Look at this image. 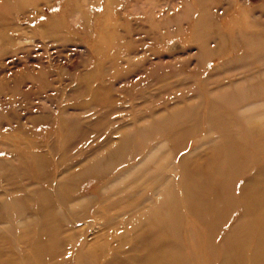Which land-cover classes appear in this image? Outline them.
I'll return each instance as SVG.
<instances>
[{
    "label": "rangeland",
    "instance_id": "1",
    "mask_svg": "<svg viewBox=\"0 0 264 264\" xmlns=\"http://www.w3.org/2000/svg\"><path fill=\"white\" fill-rule=\"evenodd\" d=\"M76 1L0 0V264H43L50 212L64 264L146 213L188 264H218L242 204L264 213V0Z\"/></svg>",
    "mask_w": 264,
    "mask_h": 264
},
{
    "label": "bare ground",
    "instance_id": "2",
    "mask_svg": "<svg viewBox=\"0 0 264 264\" xmlns=\"http://www.w3.org/2000/svg\"><path fill=\"white\" fill-rule=\"evenodd\" d=\"M69 1V0H66ZM76 6H79L76 1ZM56 24V23H55ZM58 25H42L43 32H56ZM64 32V31H62ZM127 53L132 52L130 48L126 50ZM118 55L113 59L118 68L115 77L123 76V68H119V65L123 63L124 59L119 58ZM122 70V71H121ZM128 70V68H126ZM97 73H102L101 70H97ZM86 76V75H84ZM114 76V75H112ZM91 77V74L89 75ZM244 190L249 188V183L242 185ZM242 189V190H243ZM157 203L168 204L167 198H159ZM259 202H262L260 199ZM93 205V204H92ZM242 210L239 213L237 219L233 222L229 232L226 235H222L220 238L221 243L216 244V249L213 251L212 258L218 259V264H264V213L256 212L259 205L246 201L241 206ZM216 216L221 213V208L214 205ZM51 219L49 227L44 229L40 228L39 233L35 232L33 235L31 246L37 253V257L43 264H64L67 263L66 257L62 258L64 254H67L63 250L62 244L73 239V234L68 233L62 235L59 225L54 222V214L47 213ZM150 214V213H149ZM149 214H145L143 221H140L137 231L133 227L129 228L132 231L131 239L126 242L125 245H121L124 240L120 241V244L114 245L110 234L107 235L106 245L100 247L96 242L92 245H85L83 241L79 242L75 238L70 247L69 257L72 258V262L77 259L78 263L83 264H188L182 252L174 247L169 235H165L161 231V218L160 215L157 219H154L152 228L146 227V221H144ZM99 217V216H98ZM220 218V217H219ZM217 219V218H216ZM89 222H93V219ZM148 223V222H147ZM200 223L209 230L216 229V225L220 222L218 219L212 221L209 219H200ZM108 222H104L103 227H106ZM84 231H80L83 234ZM122 233L118 232L120 237ZM42 235L45 237L42 238ZM220 234H216L215 238ZM100 235H95L98 237ZM79 242V243H77ZM201 239L196 233L190 235V241L187 244L190 249L198 248ZM96 244L97 246H95ZM84 246H88L87 251H83ZM85 248V247H84ZM84 253V255H83ZM229 254V255H228ZM208 255L205 253L199 254L198 259L205 260ZM210 256V255H209ZM195 258V257H194ZM24 259V258H23ZM197 259V258H195ZM66 260V261H65ZM27 263L33 264L35 259L32 255L25 260Z\"/></svg>",
    "mask_w": 264,
    "mask_h": 264
}]
</instances>
